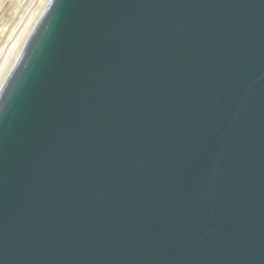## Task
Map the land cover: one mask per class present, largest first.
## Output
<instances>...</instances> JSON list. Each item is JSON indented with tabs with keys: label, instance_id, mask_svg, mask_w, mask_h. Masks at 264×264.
I'll use <instances>...</instances> for the list:
<instances>
[{
	"label": "water",
	"instance_id": "obj_1",
	"mask_svg": "<svg viewBox=\"0 0 264 264\" xmlns=\"http://www.w3.org/2000/svg\"><path fill=\"white\" fill-rule=\"evenodd\" d=\"M0 264H264V0H48L0 84Z\"/></svg>",
	"mask_w": 264,
	"mask_h": 264
},
{
	"label": "bare ground",
	"instance_id": "obj_2",
	"mask_svg": "<svg viewBox=\"0 0 264 264\" xmlns=\"http://www.w3.org/2000/svg\"><path fill=\"white\" fill-rule=\"evenodd\" d=\"M48 0H7L0 9V84Z\"/></svg>",
	"mask_w": 264,
	"mask_h": 264
},
{
	"label": "rangeland",
	"instance_id": "obj_3",
	"mask_svg": "<svg viewBox=\"0 0 264 264\" xmlns=\"http://www.w3.org/2000/svg\"><path fill=\"white\" fill-rule=\"evenodd\" d=\"M7 2V0H0V9L2 6H4V4Z\"/></svg>",
	"mask_w": 264,
	"mask_h": 264
}]
</instances>
